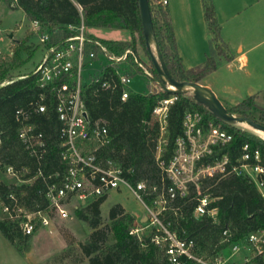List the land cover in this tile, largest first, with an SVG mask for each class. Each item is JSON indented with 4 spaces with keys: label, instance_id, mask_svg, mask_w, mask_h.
I'll use <instances>...</instances> for the list:
<instances>
[{
    "label": "trees",
    "instance_id": "obj_1",
    "mask_svg": "<svg viewBox=\"0 0 264 264\" xmlns=\"http://www.w3.org/2000/svg\"><path fill=\"white\" fill-rule=\"evenodd\" d=\"M26 17L38 20L47 26L51 42H58L73 35L69 25H77L83 20L87 26L127 29L133 34L132 40H98L115 56L123 55L127 50L137 51V37L149 54L139 0H16ZM11 5V0H7ZM156 42L171 76L179 81L202 82L211 72L218 69L227 56L226 45L221 37V25L217 20L212 0H203L205 18L210 28L211 55L201 65L186 69L179 53L171 13L168 6L149 0ZM82 7V9L79 8ZM136 34L138 35L136 37ZM26 41H20L13 49L12 64L22 66L23 49L30 50ZM130 57V54L128 55ZM153 65V64H152ZM11 69L0 59V168L11 165L16 170L28 169L22 173L24 180H31L20 185L7 184L0 178V199H6L13 192L20 203L28 208L44 207V190L47 182L54 180L53 174H64L66 164L60 157L61 121L56 111L55 92L52 87L42 88L38 76L29 74L18 78L11 74ZM152 72L159 77L154 65ZM67 80L63 77L61 81ZM47 104L45 112H33L31 120L43 129L47 140V153L41 163L30 156L19 138V122L15 112L20 107H27L31 102L41 100ZM177 98L169 107L168 145L166 157H170L177 138L184 133V116L187 111H199L206 127L210 122L220 125L232 135V141L219 149L218 153L228 154L231 158L239 157L242 148L249 143L252 148H259L264 163V140L253 132L225 122L215 116L204 104L199 103L193 93H174L166 89L147 93L130 92L126 100L121 99V88L114 91L102 89L99 84H87L83 87V99L92 121L101 120L109 129L111 143L101 149L102 158L111 157L123 168L124 177L133 185L141 180L149 184H160L162 172L157 163L160 126L152 119L153 109L165 99ZM258 94L249 95L238 104L228 107L233 114L245 115L264 124V110L255 114ZM39 169L42 175H38ZM203 189L216 198L218 220L207 216L192 217L195 202L182 206L187 219H177L172 211L166 213V221L172 220L179 229H186L190 236L212 252L221 246L222 233L229 229L235 239L250 231L264 226V197L257 186L244 176L230 175L221 179L208 178L203 182ZM148 187L146 201L156 196ZM107 196L91 200L76 209L80 220L91 229L90 235L79 242L81 254L89 259V264H168L163 250L152 242L151 237L141 241L130 234L136 218L127 212L121 203L111 206L107 218H104L102 205ZM183 201H178L181 205ZM0 231L9 242H21L20 230L15 224H0ZM111 238L113 241L111 242ZM30 248L27 247L26 251Z\"/></svg>",
    "mask_w": 264,
    "mask_h": 264
},
{
    "label": "built area",
    "instance_id": "obj_2",
    "mask_svg": "<svg viewBox=\"0 0 264 264\" xmlns=\"http://www.w3.org/2000/svg\"><path fill=\"white\" fill-rule=\"evenodd\" d=\"M156 3L165 7L169 1L156 0ZM68 28L73 35L54 43L42 22L31 20L28 28L39 36L45 47L43 59L33 74L38 76L42 88L58 84L52 90L62 124L59 148L60 157L66 164L65 172H55L54 180L47 182L44 207L28 208L20 203L13 192L6 199H0V224H15L20 230V239L25 242L38 232L51 230L57 217L69 218L71 207L78 209L95 198L127 186L146 209L144 218L135 221L130 234L141 241L150 236L152 242L164 251L168 264H264V226L238 239L229 229H225L221 246L208 253L186 229L174 226L172 220L166 221L168 211H172L177 219H187L182 206L192 201L195 202L192 217L207 216L213 221L218 220L219 209L214 204L216 198L207 191L209 189H203V182L208 178L244 176L254 182L264 197V163L260 149L246 143L239 157L233 159L226 153L220 155L219 149L232 141V135L213 122L205 127L199 111H187L184 133L175 141L172 155L166 157L169 107L177 98L172 96L161 100L152 112V119L159 124L161 131L157 163L162 172V182L150 185L148 180H141L136 185L131 184L117 161L100 155L101 149L108 146L112 138L104 122L92 121L89 117L83 99V87L87 85L83 81V70L92 66L101 52L112 63L102 66L89 84L96 83L102 89L112 91L121 88V99L124 101L131 92L132 75L121 70L119 64L135 52L130 49L121 56H115L101 42L89 37L84 20ZM140 66L145 75L159 82L152 71L143 64ZM63 77L67 80L61 81ZM45 98V94H41V100L20 107L15 112L20 125L19 138L38 163L47 153V140L45 131L32 122L31 117L33 112L47 110ZM4 169L18 180L14 182L15 185L31 182L20 175L21 172H28V169L16 170L11 165H5ZM38 175H42L41 169ZM148 187L157 193L149 202L145 199ZM178 201L183 203L179 205ZM227 249H230V255H226Z\"/></svg>",
    "mask_w": 264,
    "mask_h": 264
},
{
    "label": "rangeland",
    "instance_id": "obj_3",
    "mask_svg": "<svg viewBox=\"0 0 264 264\" xmlns=\"http://www.w3.org/2000/svg\"><path fill=\"white\" fill-rule=\"evenodd\" d=\"M0 17L3 18V23H0V50L9 51V43L12 39L26 41V46L31 50V52H28L26 49L21 51V57L24 60L22 66L19 67L16 64H12L11 56L8 55L1 57V65L5 64L8 68H12L11 74H14L18 78L33 73L43 59L45 47L41 44L39 36L28 29L30 20L20 8H13L8 4L7 0H0ZM111 32L115 33L114 37L130 39V33H125L127 31L123 29H113ZM10 35H13V38ZM137 40V51L132 49L137 57L135 54L130 53V57H127L125 62L119 64L120 69L132 75L129 86L132 92L147 93L152 89L158 91L162 88L160 78H158L159 82L152 80L144 74V69L140 66V64H143L145 68L152 71L151 67L153 63L150 55L145 52L144 46L139 42L138 37ZM154 44L155 42L152 44L153 50L155 49ZM16 45L18 44L15 43ZM111 63L100 52L99 59L92 66H88L83 70L84 83H91L92 76L98 73L102 66H107V64L110 65ZM226 73L227 71L223 68V70L219 71L218 75H215L216 81L220 83L219 85L228 80L229 77ZM237 82V84L234 83L233 85L236 88L238 87L237 90L239 89V92L235 90L233 93L235 96H232V99L242 101L248 96L243 92L246 89V83L243 80ZM186 92L192 93L193 89L187 87ZM257 94L255 114L260 115L261 111L264 110V91ZM221 98L224 99L223 96ZM223 101L227 107L232 106L230 102ZM235 126L247 129L264 140L263 133L257 132L252 128L250 129L249 126L240 122H236ZM0 178L7 184L18 182L17 179L11 177L3 168H0ZM115 203H121L127 212L139 218L145 212L142 202L132 190L125 186H122L121 189L113 190L107 195L106 201L102 205L104 218H107L111 206ZM70 210L71 214L69 218L60 219L57 217L51 230L38 232L25 242L17 241L15 244H12L0 231V264H89V259L84 258L81 254L79 242L84 241L90 235L91 229L78 218L75 208L71 207ZM112 241L113 238H111ZM27 247L30 248L29 251H26ZM230 253V249H227L226 255H230Z\"/></svg>",
    "mask_w": 264,
    "mask_h": 264
},
{
    "label": "crops",
    "instance_id": "obj_4",
    "mask_svg": "<svg viewBox=\"0 0 264 264\" xmlns=\"http://www.w3.org/2000/svg\"><path fill=\"white\" fill-rule=\"evenodd\" d=\"M168 1L167 6L172 16L177 46L184 67L195 68L211 55L210 28L204 14L203 0ZM212 1L221 25V37L226 45L227 56L222 57L223 62L218 69L207 75L201 83L212 88L223 103V100H226L234 106L240 102L239 99H232L238 88L233 84H237V81L243 80L246 83L243 92L248 96L264 91V0ZM11 6L20 8L16 0H11ZM79 8L82 9L81 6ZM0 23H3L2 17ZM113 29L117 28L88 26L87 31L92 37L101 40L127 41L133 37L132 32L127 29L123 30L130 33V39L114 37L115 33L111 32ZM10 37L13 38V35ZM19 42L20 40L12 39L9 51L0 50V59L5 55L12 56L15 43ZM223 68L229 78L219 85L215 75ZM145 214L146 209L140 218L135 216L136 222L142 220Z\"/></svg>",
    "mask_w": 264,
    "mask_h": 264
},
{
    "label": "water",
    "instance_id": "obj_5",
    "mask_svg": "<svg viewBox=\"0 0 264 264\" xmlns=\"http://www.w3.org/2000/svg\"><path fill=\"white\" fill-rule=\"evenodd\" d=\"M140 11L142 17V24L144 29V35L146 39V45L148 52L150 54L152 63L159 74L161 85L164 89L172 91L174 93H188L186 92L187 87H193V94L196 100L207 106L212 113L217 116L219 119L234 124L236 122H247L253 130H260L264 132V124L259 123L252 118L233 114L230 109L221 101L212 88L206 86L200 82L193 81H179L173 78L162 59L161 53L159 51L155 34H154V23L152 19L151 7L149 0H139ZM153 38L155 41V49L150 42V39ZM173 87V88H171ZM203 92H208L210 98H205Z\"/></svg>",
    "mask_w": 264,
    "mask_h": 264
},
{
    "label": "bare ground",
    "instance_id": "obj_6",
    "mask_svg": "<svg viewBox=\"0 0 264 264\" xmlns=\"http://www.w3.org/2000/svg\"><path fill=\"white\" fill-rule=\"evenodd\" d=\"M150 42H151V44H153V42H155L154 41V39L153 38H151L150 39ZM171 88H173V87H171ZM189 88H192L193 90H194V88L193 87H189ZM203 96L205 97V98H210V94L208 93V92H203ZM241 124H244V125H246V126H249V124L247 123V122H240ZM250 127V126H249ZM250 129H251V127H250ZM255 131H257V132H260V133H263L264 134V132L263 131H260V130H255Z\"/></svg>",
    "mask_w": 264,
    "mask_h": 264
}]
</instances>
